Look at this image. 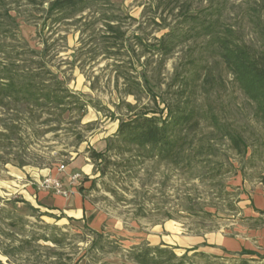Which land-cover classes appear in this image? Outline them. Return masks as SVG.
<instances>
[{"label": "rangeland", "instance_id": "374dc122", "mask_svg": "<svg viewBox=\"0 0 264 264\" xmlns=\"http://www.w3.org/2000/svg\"><path fill=\"white\" fill-rule=\"evenodd\" d=\"M112 1L115 8L110 15L117 18L125 42L111 50L98 39L103 24L85 30L96 17L92 13L85 14L82 22L52 28L25 2L7 6L15 21L11 26L5 24L0 44L14 55L25 53L30 58L32 52L40 53L59 80L69 90L82 94L88 105L52 126L31 119L29 113H18L22 107L11 105L9 112L0 109V119L18 116L19 127L12 142L0 141V209L8 200L21 199L38 209L35 193L46 204L63 199L67 209H74L78 198L83 201L88 222L104 228L105 236L86 232L82 221L61 219L58 211L41 209L46 215L37 219V214L20 204L15 208L28 217L29 224L16 241L33 234L51 236V226L47 225H57L60 230L56 233L65 237L64 243L34 242L12 262L0 254V264H135L129 252L143 244L170 247L187 263L264 264L251 258H204L197 254L198 248L177 244L182 236L232 231L243 220L238 216L240 202L264 189V130L253 117L251 103L225 67L198 52L193 54L192 44L179 47L167 59L156 54L168 29L158 24L161 19L152 0ZM194 1L198 6V0ZM207 5L208 1L202 4ZM252 6H256L255 0H228L224 19L240 31L247 44L264 49V17L254 22ZM0 11H4L1 3ZM190 57L213 67L211 78L197 95L204 120L196 136L197 141L212 147L216 156L208 158L205 166L190 170L130 154L121 156L118 150H112V145H118L113 139L123 121L136 115L166 114L172 80ZM118 71L139 84L138 89L118 81ZM211 115L224 130L230 129L243 139L248 150L243 156L237 155L231 142L210 126ZM50 180L59 182L68 196L47 188L45 182ZM6 207L7 212L15 209ZM1 239L11 245V241Z\"/></svg>", "mask_w": 264, "mask_h": 264}, {"label": "trees", "instance_id": "16d2710c", "mask_svg": "<svg viewBox=\"0 0 264 264\" xmlns=\"http://www.w3.org/2000/svg\"><path fill=\"white\" fill-rule=\"evenodd\" d=\"M20 1L40 12L41 18L49 22L52 28L82 22L85 14L92 13L96 17L85 30H95L103 24L104 31L98 36L102 46L107 50L119 49L125 42L124 35L116 25L117 18L110 15L115 8L112 0H0L4 10L0 11V38L5 32V24L11 26L15 21L10 15L12 9H7V6ZM205 1H208V5L202 6ZM152 2L161 19L158 24L168 29L155 49L156 54L167 59L179 47L192 44L190 50L193 54L198 52L199 56L212 58L215 63L223 65L232 76L236 87L251 103L253 117L264 130V49L247 44L240 31L226 23L224 13L228 0H198V6L194 0ZM255 4V7H251L250 15L254 22H259L260 18L264 17V0H255ZM0 54L3 56L0 55V109L9 112L11 105L22 107L18 109V113H29L31 119L41 122L42 125L52 126L60 125L66 116L82 111L88 105L82 94L69 90L59 80L40 53L32 52L31 59L26 57L25 53L14 55L13 51L7 50L2 43ZM33 57L39 59L34 61ZM201 62L200 59L190 57L184 69L176 72L170 85L172 91L169 92L170 99L165 115H136L123 121L113 139V143L118 145H112V150L115 148L121 156L130 154L144 161H156L176 169L190 170L200 164L205 166L204 162L208 158L215 157L212 147H208L203 141H197L196 136L204 120L197 95L204 87V82L211 78L213 69L212 66ZM117 80L128 83L133 90L140 86L135 85L134 81L120 71L117 73ZM210 117L213 118L210 126L231 142L237 155L243 156L248 151L243 139L230 129L224 130L215 115ZM17 119L18 116L9 120L0 119V141L12 142L19 128ZM52 130L57 131L58 128ZM216 174L219 176L220 171ZM10 204L15 208L14 203ZM25 205L37 214L33 215L34 217L40 218L38 210L27 203ZM5 213L7 217L3 216ZM70 222L76 220L70 219ZM27 224L29 221L20 215L19 208L8 212L5 208L0 209L2 254L16 259V256L40 240L56 246L63 245L65 237L57 234L60 229L54 226L50 227L53 232L51 236L33 234L29 239L20 240L16 246L15 240L24 234ZM83 229L99 237L105 236V233L96 232L86 224ZM1 238L10 240L11 245L3 242ZM197 254L204 258L212 256L202 252ZM129 258L135 264H194L187 263L184 257H179L170 247H152L147 244L132 248Z\"/></svg>", "mask_w": 264, "mask_h": 264}, {"label": "crops", "instance_id": "0c3cea01", "mask_svg": "<svg viewBox=\"0 0 264 264\" xmlns=\"http://www.w3.org/2000/svg\"><path fill=\"white\" fill-rule=\"evenodd\" d=\"M34 197L36 202H38L39 207L35 210L39 211L38 215H41L39 218L40 220L46 215L40 212L41 209H45L47 211H58L62 214L61 219L67 220L68 222H70V219L82 221L83 224H86L96 232H105L104 228L91 226V223L87 220L88 213L82 206L83 201L78 198L74 201L76 204L74 209L71 207L70 209H67L68 206L63 199H58L51 204H46L43 203V199L39 198L36 193L34 194ZM21 200L23 202L8 200L5 203L6 206H13L10 203H14L16 206H19L20 204L25 205V203H27L30 207H32V204L29 201L25 199ZM6 206L3 208H7ZM32 208L34 209V207ZM239 208L240 210L238 216H242L243 220H241V224H235L232 231H228L227 233L209 234L206 236H182L181 238H178L177 244L186 248L196 247L198 248V252L216 257L240 258L244 260L245 258H251L260 260L264 263V189H258L256 193L251 196V198L240 202ZM25 218L27 219L28 217L25 216ZM101 221L102 220L99 222ZM47 226L54 227V225ZM16 242L19 243V241ZM160 242H162V239H160ZM0 254L3 258H6L8 262H12L11 259H14L2 254L1 249Z\"/></svg>", "mask_w": 264, "mask_h": 264}, {"label": "built area", "instance_id": "2783aa9c", "mask_svg": "<svg viewBox=\"0 0 264 264\" xmlns=\"http://www.w3.org/2000/svg\"><path fill=\"white\" fill-rule=\"evenodd\" d=\"M74 179H77V177H74ZM45 186L47 188H51L52 187L56 191V193L59 194V195H62V196H65V197L68 196V193L62 190V187L59 184V182H55V181H52V180L46 181L45 182Z\"/></svg>", "mask_w": 264, "mask_h": 264}]
</instances>
